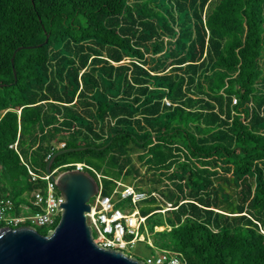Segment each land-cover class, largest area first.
Listing matches in <instances>:
<instances>
[{
	"label": "trees",
	"instance_id": "obj_1",
	"mask_svg": "<svg viewBox=\"0 0 264 264\" xmlns=\"http://www.w3.org/2000/svg\"><path fill=\"white\" fill-rule=\"evenodd\" d=\"M17 140L35 170L53 145L94 147L53 168L92 166L104 194L145 168L158 249L264 264V0H0V180L18 205L42 184Z\"/></svg>",
	"mask_w": 264,
	"mask_h": 264
},
{
	"label": "built area",
	"instance_id": "obj_2",
	"mask_svg": "<svg viewBox=\"0 0 264 264\" xmlns=\"http://www.w3.org/2000/svg\"><path fill=\"white\" fill-rule=\"evenodd\" d=\"M164 103L171 106L169 99L165 98ZM238 103V98L233 96L232 104ZM17 140L10 145L19 154L23 163L27 166L28 172L35 182H40L42 186L35 188L27 201L15 204L12 198L1 196L0 199V227L9 226L16 228L22 224L46 228L53 232L59 224L62 216L60 201L62 195L58 190L53 178L63 171V169H81L88 173L89 170L96 174L99 190L91 198V209L86 212L87 222L92 229L93 240L100 243L103 247H113L119 249L123 254L137 241H145L149 246L155 248V253L148 256L145 264H188L185 258L171 250H160L156 248L152 241H147L146 235V217L140 214L137 208L123 207L119 204L129 199L131 204L147 200L150 196L156 197L159 201L162 199L157 191L148 192L137 188L134 184L124 183L122 180H114V186L110 194H104L103 179L108 178L102 172L97 171L86 163H68L62 166L52 168L51 172L40 173L33 169L23 158L18 149ZM65 144L51 146V151L47 155L48 161L53 153L58 149L64 148ZM168 208L171 207L170 203ZM164 211V210H162ZM144 227V231L142 230ZM149 239V237H147ZM127 256H135L128 254ZM136 257V256H135ZM138 258V257H137Z\"/></svg>",
	"mask_w": 264,
	"mask_h": 264
},
{
	"label": "water",
	"instance_id": "obj_3",
	"mask_svg": "<svg viewBox=\"0 0 264 264\" xmlns=\"http://www.w3.org/2000/svg\"><path fill=\"white\" fill-rule=\"evenodd\" d=\"M14 74L16 81L15 68ZM88 148L94 147L80 146L56 151L48 160L46 171L51 172L58 156ZM53 181L62 195L59 224L47 234L40 233L29 224L16 228L0 227V264H145L143 260L129 257L119 249L94 242L86 217V212L91 209L90 200L99 190L93 175L81 169H66ZM1 196L0 180V199Z\"/></svg>",
	"mask_w": 264,
	"mask_h": 264
},
{
	"label": "rangeland",
	"instance_id": "obj_4",
	"mask_svg": "<svg viewBox=\"0 0 264 264\" xmlns=\"http://www.w3.org/2000/svg\"><path fill=\"white\" fill-rule=\"evenodd\" d=\"M173 13L174 15L178 16L179 13L177 11V9H174L173 10ZM182 19V17H181ZM182 21V20H181ZM192 25L190 26V28L192 29ZM26 157L30 160V157L32 158V154L29 150V148L27 147L26 148ZM134 158H135V163L139 166V162L137 160V153L134 154ZM141 166V165H140ZM142 169V178L141 179H134V178H129L128 180H122L124 183H129V184H134L136 186H141L142 188H144L145 190L148 189V186L150 185L149 184V181L146 180V179H143L146 174L144 173L145 172V168L141 167ZM38 171L40 173H44L46 171V169H38ZM150 175H147V179H149ZM107 179H103V183H107ZM120 206H123V207H130V208H137L138 210H140L141 212H146V211H149L153 208V204L149 203L147 200H144V201H140L136 204H131L130 200L129 199H125L123 200L120 204ZM168 206V205H166ZM165 210V209H164ZM168 217H169V214L168 212H163V214L161 216H158V218L160 219H164V222L165 224L168 223ZM169 227V226H168ZM163 228H160V227H157L156 230H162ZM37 230L39 232H43L44 229H42L41 227H37ZM146 230H147V233L148 235H146V240L148 241H154L152 236L149 234V231H148V228L146 226ZM149 237V239L147 238ZM154 244V243H153ZM157 248V247H156ZM155 249V248H154ZM125 253L128 255V254H134L136 257H138V259L140 260H145L148 256H151L154 254L153 250L147 245V243L145 241H137L134 246L130 247L128 250L125 251Z\"/></svg>",
	"mask_w": 264,
	"mask_h": 264
},
{
	"label": "crops",
	"instance_id": "obj_5",
	"mask_svg": "<svg viewBox=\"0 0 264 264\" xmlns=\"http://www.w3.org/2000/svg\"><path fill=\"white\" fill-rule=\"evenodd\" d=\"M54 154V153H53ZM52 168H53V165H52ZM47 172V171H46Z\"/></svg>",
	"mask_w": 264,
	"mask_h": 264
}]
</instances>
